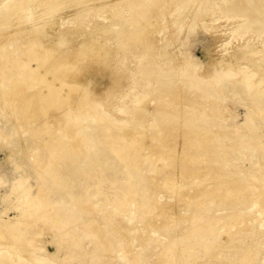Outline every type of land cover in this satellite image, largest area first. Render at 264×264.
I'll return each mask as SVG.
<instances>
[{
  "label": "bare ground",
  "instance_id": "bare-ground-1",
  "mask_svg": "<svg viewBox=\"0 0 264 264\" xmlns=\"http://www.w3.org/2000/svg\"><path fill=\"white\" fill-rule=\"evenodd\" d=\"M155 2L151 3L150 0H106V2L103 0H8L0 8V51H5V57L0 58V98L4 102V111L10 110L12 116H20L18 126L30 131L34 139L50 134V141H41L39 146L48 152V163L43 171L44 175L52 181L55 182L58 178L53 164L64 156L68 149L78 150L84 142L79 135L81 132L79 117L82 115L80 111L92 113L97 117L102 124L101 137L108 138L107 142L110 143L115 157L127 162L133 155L138 167L141 164L143 156L141 148L135 149L133 146L136 139H132L131 142L123 141V135L132 131L136 125L135 121L123 122L113 119L108 113H103V105L94 104L90 100L86 86L87 76L91 74L95 78L100 77L96 70L101 67L109 68L115 60L116 52L130 55L134 48L147 46L148 27L152 25L151 19L147 17L149 10L146 6L156 7L158 2ZM52 3L55 5L49 6ZM158 7V11L163 8L160 0ZM17 9L18 11L15 12ZM99 14L112 20L114 26L109 28L99 23L97 17ZM66 17L76 25L60 26V20ZM119 26L127 29L136 28L133 33H129L120 29ZM85 27H89V31L86 32ZM7 36L9 37L7 41L1 42ZM13 41L15 48L10 47ZM152 51L153 49L149 50L150 53ZM167 54L171 55V51H165L162 57H166ZM148 60L150 61L147 58L146 63L149 62ZM244 61L253 67L244 71V79L247 81L243 89L258 87L259 91L252 90V95L261 100L264 96V51L244 44L237 62ZM156 67L158 65H150L143 69L153 71ZM232 67L231 64L227 65L228 69ZM229 73L230 70L226 72V74ZM107 82L109 83V79ZM158 83L161 84L162 92L156 97V111L150 124L152 134H150L149 147L152 153L147 158L158 157L162 167L157 166L149 170V176H164L161 184L163 189L166 190L175 185L182 195L190 194L191 189L194 188L195 195L191 198V202H196L201 209L214 204V199L209 201L207 198L217 195H220L218 202L227 197L232 205L236 204L238 199V202L246 205H250L252 200L256 203L264 202V161L257 163L248 176L242 171L227 173L225 168L221 167V161L216 160L222 150L217 140L227 138L230 141H239L238 137L234 134L230 138V133L228 134L225 126H220L213 133L212 123L202 125L201 118L204 117V113L197 103L200 98L205 97L204 94L211 96L212 113L210 115L215 114V119L221 118L223 121L215 103V95L217 96L215 93L220 90L212 92L204 88L203 92L195 94V100L187 101L186 95L178 93L181 87L163 83L162 78ZM107 94L110 96V92L107 91ZM125 96L133 97L131 105L135 107V111L128 109L127 104L115 110L126 114H140L142 112L140 106H144L147 102L146 94L132 88ZM262 102L248 105L250 108L247 116L250 119L254 112L261 111L259 106ZM54 114L55 117H52ZM36 115L38 116L36 126L30 128L29 123L34 121ZM167 119L170 123L177 121L179 124L178 128H174L170 139H165L163 135L162 124ZM51 123L59 127L58 131L53 129L51 132ZM139 128H143L142 124ZM231 128L233 132L245 129L250 134L248 138H244L247 147L255 149L262 141V137L255 130L254 122H246L241 126L234 125ZM176 129L182 131L181 135H183L181 138L178 137V141L176 137L179 134ZM184 147L187 152L184 151ZM257 153L258 155L262 153V147H259ZM215 166L219 167L215 168ZM99 168L101 169L100 166ZM174 176L177 179H173ZM197 178H211L213 181L203 185L199 179L196 180ZM13 194L17 196L20 194V198L24 197L25 206L21 207L23 211H20L22 212L20 216L13 220L4 218L1 221L0 263L10 260L14 252L31 260L36 259L35 244L46 231L52 233L53 244L56 246V252L50 257L62 264H117L121 260L128 261L127 251L120 255L113 254V246L109 239L98 236L92 228L88 227L78 235L71 232L70 228L74 222L72 211L66 204L62 206L58 202L51 203L48 200L50 192L45 188L40 187L37 195L33 196L31 187L24 180H20ZM135 195L136 191L132 188L124 190L123 197L116 194L113 197V207L116 212H127L130 202L126 197L134 198ZM75 197L72 196V200ZM10 198L11 196H3V201ZM78 207L84 212H89V220L95 226V211L90 204V197L85 198ZM16 208L19 210L18 206ZM259 214L264 217V208ZM241 215L237 213L233 217V222L239 220ZM205 218L211 227L218 223V218L211 214L206 215ZM102 219L108 221L109 215L103 213ZM123 223L124 220L118 219L114 226L122 227ZM203 223L205 222L201 220L197 226L185 227L180 232L174 233L171 238L160 239L161 252L156 255V261L152 264H242V261L243 264L248 261V264H264V256L258 263H253L256 254L261 252L264 254V220L252 219L245 223L241 221L235 232L225 230L223 232L225 238L221 241L201 244L200 250L204 254L188 262L185 255L187 253L191 255L189 243L196 240L199 227ZM31 224L36 225L35 229L31 228ZM148 227L152 230L159 225L153 222ZM252 229L257 235L255 237L257 244L255 242L250 244L247 241L248 237L254 235L251 232ZM154 234L152 231L143 236L142 241L147 236L155 238ZM65 249L67 250L64 256H60V252ZM228 251L233 253V256L226 254ZM109 254H113L115 260H107ZM37 260L45 261L46 258L40 257ZM20 262L30 264L27 260L21 259Z\"/></svg>",
  "mask_w": 264,
  "mask_h": 264
},
{
  "label": "rangeland",
  "instance_id": "rangeland-1",
  "mask_svg": "<svg viewBox=\"0 0 264 264\" xmlns=\"http://www.w3.org/2000/svg\"><path fill=\"white\" fill-rule=\"evenodd\" d=\"M5 1L8 0H0V8L6 4ZM150 1L159 3V0ZM160 2L163 4L160 11L157 10L158 3L156 7L146 6L149 10L147 17L151 19L153 26V28L148 27L147 46L134 48L130 55L116 52L115 60L109 68L101 67L96 70L100 77L95 78L91 74L87 76L86 89L90 94V100L94 104L103 105V113H108L113 119L123 122L135 121L136 125L132 131L123 135V141L131 142L132 139H136L133 146L135 149L141 148L143 155L139 167L133 155L127 162L115 157L110 143L107 142L108 138L101 137L102 124L97 117L92 113L80 111L82 115L79 117L81 123L79 135L84 142L78 150L68 149L64 156L53 164L58 174L54 182L44 175L43 169L48 163V152L39 146L41 141H50V134L34 139L30 131L18 126L20 116H12L10 110L4 111V102L0 98V224L2 219L13 220L20 216L22 213L20 211H23L21 207L25 206L24 197L20 198V194L19 196L13 194L20 180H24L31 187L33 196L37 195L40 187H43L50 192L48 200L51 203L58 202L62 206L66 204L74 217L70 228L74 234H81L90 227L98 236L109 239L113 246V254L120 255L127 251L128 261L121 260L117 264L154 263L156 255L161 252L160 239L171 238L174 233L188 226H197L202 220L205 223L199 227L196 240L189 243L191 255L188 253L185 255L190 262L204 254L200 250L201 244L223 240L225 230L235 232L241 221L245 223L250 219L264 220L259 214L264 208V202L256 203L252 200L250 206L241 204L238 199L237 203L232 205L227 197L218 202L220 195H217L207 198L209 201L214 199V204L201 209L196 202H191V198L195 195L194 188L188 195H182L175 185L163 189L161 184L164 176L152 177L148 173L154 167H162L159 158H147L152 153L149 147L150 134H152L150 124L156 111V97L162 92L161 84L158 83L162 78L163 83L181 87L178 93L186 95L187 101L195 100V94L203 92L204 88L212 92L220 90L215 93L217 96L214 95L218 106L217 112L220 113L223 121L221 118L215 119V114L210 115L212 113L210 95L204 94L205 97L200 98L197 105L204 113V117L201 118L203 126L212 123L213 133L220 126H225L230 138L235 134L239 139V141H230L227 138L217 140L222 150L216 160L221 161V167H224L227 173L242 171L248 176L257 163L264 161V102H262L264 96L259 100L252 95V90L259 91L258 87L243 89L247 81L244 79V71L253 66L246 61L237 62L244 44L264 51V0H160ZM52 5L55 4H49ZM17 11L18 9L15 10ZM97 17L98 22L103 23L104 26L109 28L114 26V22L105 16L99 14ZM75 25L76 23L67 17L60 20L62 27ZM122 27L119 26L129 33H133L136 28ZM89 29L85 27L84 30L87 32ZM7 38L9 37H5L1 42H6ZM10 47L15 48L14 41ZM151 49H153L152 55L149 52ZM165 51H171V55L162 57ZM4 52L0 51V58L5 57ZM147 58L150 59L148 63H146ZM260 60L262 62V59ZM228 64L233 67L228 69ZM150 65H158V67L153 71L148 69L144 71L143 67ZM228 70L230 73L226 74ZM132 88L147 96L146 104L140 106L142 112L133 115L115 110L127 104L128 109L135 111V107L131 105L133 97L125 96ZM107 91L110 92V96ZM258 101L262 102L259 106L261 111L254 112L250 119L247 116L250 108L248 105ZM52 117H55V114ZM37 119L36 115L34 121L29 123L30 128L36 126ZM246 122H254L256 132L262 137V141L255 149L246 146L244 138H248L250 134L245 129L239 132L232 131V126H241ZM140 124L143 126L141 129ZM162 126L165 139H170L174 128H178L179 124L177 121L170 123L167 119ZM50 127L51 132L53 129L58 131L59 128L53 123ZM176 130L179 134L176 137L178 141V137L181 138L183 135H181L182 131ZM259 147H262L260 155L257 153ZM184 151L187 152L185 147ZM97 163L101 169L97 167ZM217 167L219 166H215ZM211 178L196 180L199 179V182L206 185L213 181ZM173 179L177 177L174 176ZM131 188L136 191V195L134 198L126 197L130 202L129 210L116 212L113 207V197L116 194L123 197L124 190ZM3 196H11V200L3 201ZM72 196L76 197L72 200ZM88 196L95 211L97 228L89 220V212H84L78 207V204ZM103 213L109 215L108 221L102 219ZM237 213L242 215L239 220L233 222V217ZM208 214L218 218V223L213 227L206 221L205 216ZM118 219L124 220L122 227L114 226ZM153 222L159 227L150 230L148 225ZM35 227L36 225L31 224L32 229ZM152 231L155 233V238L147 236L142 241L143 236ZM251 232L254 235L247 239L250 244L255 242L257 237L254 229ZM53 240L52 233L46 231L35 244L36 259L31 260L14 252L10 260L0 264H22L21 259L29 261L30 264H62L50 257L56 252ZM66 250H62L60 256L63 257ZM113 254H109L107 260H115ZM226 254L233 256L230 251ZM262 256H264L262 252L256 254L253 263H258ZM40 257L46 260L38 262L37 259Z\"/></svg>",
  "mask_w": 264,
  "mask_h": 264
}]
</instances>
